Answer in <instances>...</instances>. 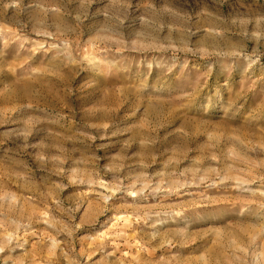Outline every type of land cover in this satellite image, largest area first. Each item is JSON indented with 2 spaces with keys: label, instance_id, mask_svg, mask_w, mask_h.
<instances>
[{
  "label": "rangeland",
  "instance_id": "374dc122",
  "mask_svg": "<svg viewBox=\"0 0 264 264\" xmlns=\"http://www.w3.org/2000/svg\"><path fill=\"white\" fill-rule=\"evenodd\" d=\"M0 264H264V0H0Z\"/></svg>",
  "mask_w": 264,
  "mask_h": 264
}]
</instances>
